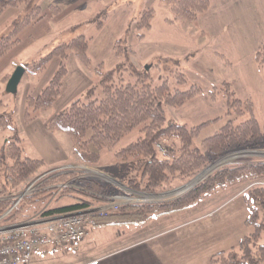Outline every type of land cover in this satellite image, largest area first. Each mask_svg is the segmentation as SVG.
Segmentation results:
<instances>
[{
  "label": "trees",
  "instance_id": "obj_1",
  "mask_svg": "<svg viewBox=\"0 0 264 264\" xmlns=\"http://www.w3.org/2000/svg\"><path fill=\"white\" fill-rule=\"evenodd\" d=\"M160 1L168 6L174 21L195 22L210 5L209 0ZM10 8L19 9V13L8 32L0 37V60L18 45V35L24 29L45 15L42 0H0V17ZM104 9L101 12L105 13ZM49 10L52 16L60 12V8L55 5H50ZM152 16L151 8L145 10L138 29H148ZM103 22L97 23L99 28ZM90 42L91 38L80 35L58 44L39 60L24 64L26 72L42 74L53 59L60 61L40 93L37 96L31 93L27 95L25 123L34 121L39 111L52 108L61 96L71 54L85 70L93 74V84L67 108L53 115L45 125L50 133L66 134L75 154L83 163L91 166L97 164L102 150H113L126 133L142 125L140 138L116 151L115 158L118 164L125 162L131 167L130 175L124 181L128 189L158 193L165 191L166 186L176 188L189 182L212 162L228 153L264 149V135L254 116L253 102L236 97L231 83L224 81L209 92L212 99L221 97L226 101V120L215 133L197 143L201 130L220 119L187 126L166 118L165 108H179L202 93V88L193 83L184 89L189 81L178 60L158 57L153 66L163 70L160 63H164L165 66L170 64L171 69L166 74L161 73V83H155L150 70L134 64V51L127 44V35L115 42L114 53L118 62L109 70L103 65L92 66L88 55ZM255 59L264 76V42L256 52ZM171 76L176 78L175 87L170 86ZM0 106H3L1 100ZM12 113L0 112V130L11 132L7 143L0 148V227L24 223L36 216L50 219L89 212L111 203L116 193L122 192L73 171L48 179L36 192L9 211L16 192L46 168L43 159L24 156L20 146L22 134ZM244 183L249 184L242 194L248 208L244 223L252 231L242 237L237 246L213 254L209 263L264 264V161L225 164L208 173L187 193L169 201L129 203L117 210H109L106 215L91 213L85 217L96 226L144 224L154 217L186 210L218 188ZM63 197L73 200L54 208L45 206Z\"/></svg>",
  "mask_w": 264,
  "mask_h": 264
},
{
  "label": "crops",
  "instance_id": "obj_2",
  "mask_svg": "<svg viewBox=\"0 0 264 264\" xmlns=\"http://www.w3.org/2000/svg\"><path fill=\"white\" fill-rule=\"evenodd\" d=\"M115 1L68 0L65 7H60V12L56 16H52L49 9H43L44 17L27 28H37L36 36L41 38L47 36L64 21H69L72 25L71 19L75 16L89 12L93 14L97 11L94 9L95 6H110ZM209 1V8L200 14L195 22L174 21L168 6L159 1L160 5L154 9L150 27L140 32L141 37L139 29L132 30L129 27L131 33H126V29H129L128 22L136 17L134 10L130 7L120 9L117 13L114 10L113 16L116 17H113V23L115 26L110 30L116 28L118 33L111 34L110 37L106 35L100 43L90 42L88 51L93 67L103 65L105 69H112L118 62L114 53V41L119 35L125 33L127 44L134 51L132 60L138 67L143 66L144 62L153 63L157 54L179 62L189 57L190 63L187 66L181 64V68L189 67L198 77H206L203 81H196V85L202 88V93L179 108H168L165 114L169 121L187 126H198L220 119L204 127L200 136L203 134L211 136L225 123V115L228 111L226 101L221 97L212 99L209 95L213 87L224 81L232 84L241 100L250 99L255 106L256 101L252 96L255 92L259 95V102L262 105L264 103V76L255 59L256 52L264 42V0ZM156 11L161 13L157 21L154 18ZM28 37L30 40L33 39L32 35ZM106 39L110 40L105 41ZM20 43L21 39H19V44L13 48L14 50L12 49V54H17ZM105 45L109 54V62L100 54L101 47ZM194 52H196L195 59L191 56ZM92 53H95L96 59L91 56ZM8 56L9 54L5 61L0 63L2 71H7L9 63L14 58L13 56L8 58ZM59 62V59H53L44 73L39 75L36 73L35 76L26 72L27 68L20 64L26 69L23 75L25 80L22 78L20 83V85L23 83L24 107L27 95L31 93L37 96L40 93L57 69ZM72 66L76 70L72 77L73 85L68 89L72 76L70 71L64 82L61 96L49 109L50 115L44 119L38 117L31 123L24 122L25 126H30L26 133L27 137L24 136V138L30 142L32 150L38 153L46 163V168L41 173L50 168L81 163L72 144H68L67 141L65 146L60 145V142L66 140L63 132L50 133L45 128L46 122L53 115L67 108L94 82L93 74L85 70L73 54L69 58V67ZM12 73V71L5 73V75L8 74L7 80ZM65 89L68 90L66 95H64ZM68 94L70 96L65 97ZM53 109L54 112H52ZM21 134L25 135L24 131H21ZM116 164L118 163L115 159V166ZM112 170L110 174L116 176ZM120 186L123 191L117 192L116 196H131L132 190L124 184ZM248 187L249 184L246 187L242 186L239 193L243 194ZM108 205L110 203L104 206ZM186 210L154 217L144 224H139L140 227H134V225L96 226L89 221L83 239L69 242L59 249L52 245L41 246L26 264H209L213 254L217 251H226L229 246L234 247L238 239H241L238 235L232 238L226 246L224 241L221 242L218 248L213 246L214 243L209 234V240L205 241L203 231L178 228L184 227L185 223L193 222L192 216L178 215ZM185 217H188V220ZM184 218L186 222L182 224L180 221H184Z\"/></svg>",
  "mask_w": 264,
  "mask_h": 264
},
{
  "label": "rangeland",
  "instance_id": "obj_3",
  "mask_svg": "<svg viewBox=\"0 0 264 264\" xmlns=\"http://www.w3.org/2000/svg\"><path fill=\"white\" fill-rule=\"evenodd\" d=\"M159 1L160 0H116L115 3L110 6H106V7L95 6L96 8L94 7V9H96L97 11L94 12L93 14L89 12V13L79 14L75 16L74 18L71 19V22H73L72 25L69 24V21L68 22L64 21L60 25H57L56 28L51 33H49L47 36H42L41 38L37 37L36 32H35L37 28H34V27L25 28L18 35V39H21V43H20L21 46L20 47L18 46L19 48L17 47L19 49L17 51V54L11 53L14 49L9 51L8 58L11 56H13L14 58L12 59L11 63H9L7 71L0 70L1 72L0 73V100L3 102V106H0V112L1 113L13 112L12 114L16 121L17 127L20 129V132L24 131L25 135H22L23 139L20 142V146L23 149L24 156L30 157V158H40L39 154L35 153L30 147V142H28L26 138H24V136L27 137L26 133L30 129V126H25L24 118H23L24 117V108H23L24 98H23V90H22L23 83L19 86L20 90L18 93L9 92L7 89L8 74L5 75V73L9 71L14 72L18 66H21L20 64L24 65L26 63H31L33 61L39 60L40 58L46 56L58 44H61L62 42L68 41L77 36L85 35L87 38H91V42L98 41L100 43L102 38H104L106 35H108L109 37L111 36V34L116 35L118 33L116 28L110 30L111 27L115 26L113 23L114 18L116 17V16H113L114 10L117 13L120 9H123L125 7L132 8L134 10V14L136 17L132 20L130 19V21L128 22V28L131 27L132 30L134 29L136 30L138 29V26H139L138 23L144 11L151 8L154 14V9H156L155 7H158L160 5L161 1L160 2ZM67 2L68 0H42L43 9H49L50 5H55L59 8L62 6L65 7V4ZM103 8H105L104 9L105 13L101 12ZM18 13H19V9L10 8V9H7L2 14V16L0 17V37L8 32L9 26L13 23V20L18 16ZM160 15L161 13L159 11L158 12L156 11L155 16H154L156 21L160 18ZM99 21H104L102 27L100 28L98 27V24H97ZM80 23H83V24H80ZM77 24L78 25L80 24V25L76 26ZM110 31L112 33H110ZM138 31L139 33L140 32L142 33L144 30L139 29ZM127 32L128 34L131 33L130 28ZM29 35H32L33 39L30 40L28 37ZM124 35L123 33L119 35V37H117L114 42H116L118 38L119 39L122 38ZM108 40L110 39H106L105 41H108ZM101 50H102L100 52L101 56L103 58H106L105 60L109 62V54L106 49V45L102 46ZM8 54H6L0 60V63H2L3 60L5 61L6 56ZM92 54L91 56H93V58L96 59L94 55L95 53L93 55ZM164 56L165 55L157 54L154 60L156 61L158 57H164ZM191 56L195 59L196 52H194V54ZM153 63L150 61L144 62L143 66H140V68H145L146 70H150V73H151V76L154 82L161 83L163 80L160 77L161 73L166 74L167 72H170L171 65L169 64L168 66H165L164 63L162 64L160 63V65L164 68L162 70L161 68L157 66H153ZM189 63L190 62H189V57H188V59H184L182 60V62H179L178 64L181 67V64L182 65L184 64L187 66V64ZM174 67H177V66L174 65ZM68 69H69L68 75L70 74V71L72 75L70 79L71 84L68 87L69 89L73 85L72 81L74 79L72 77L76 73V70L73 66L71 68L69 67V60H68ZM183 70H185L184 73L189 81V84L186 85L184 89H187L189 85L192 83L197 84L196 81H203V79H206V77H198L195 72L189 69V67H186V69H183ZM32 75L35 76L37 74L35 73ZM68 75L66 76V78L68 77ZM30 77L32 78V76ZM38 77L39 76H37V78ZM66 78L64 79V82ZM23 80H25V77L23 78ZM169 83L171 87H175L176 78L174 76H171ZM67 91L68 90L65 89L64 95H66ZM99 92H100V89H99ZM234 92H235V96L238 97L236 90ZM81 94L78 96L80 97ZM252 94H253L252 95L253 99L256 101L255 106L253 103L254 116L257 119L261 127L262 133L264 135V103L262 105L261 102H259L258 94H256L255 92H253ZM69 96L70 94H68L65 97H69ZM64 106L66 105L64 104ZM166 110H168V108H165V111ZM54 111L55 110L53 109L52 112ZM50 113H51L50 110L39 111L37 113L36 119L38 117L40 119H44L46 116H49ZM141 128H142V125L126 133L119 140V142L116 144L113 150H107V149L102 150L100 152V161L97 164L91 166V165H87L83 163L80 160L81 163L79 164L74 163L70 165H63V166L50 168L44 171L43 173V174L45 173L49 174L48 176L45 177V179H48V178L50 179L58 175L67 174V173L75 171L84 176H89L99 181H102L103 183L112 186L113 189L117 188L123 191L120 185H123L124 180H126L127 177L130 175L131 167L128 163H120V164H116L117 166H115V159H116L115 152L127 146L128 144L135 142L137 139H139L140 136L142 135ZM63 135L64 137H66L65 138L66 140L60 142V145L65 146V143H67V141H68V144L70 143L71 145V142L68 136L66 134H63ZM10 136H11V132L9 130H0V148L7 143ZM204 136L207 137L209 135L203 134L199 136L196 142L199 143ZM160 154H161V151H160ZM249 160L250 161H264V149H247V150H242V151H237V152H231V153H228L227 155L222 156L220 159L212 162L204 170L198 173L192 180H190V181L195 180L194 185L192 187L188 185V183L190 182L189 181L185 184L177 186L176 188H172L171 186H166V188L164 189L165 191H161L158 193L142 194V192H140L139 194V191L138 192L135 191L131 194L130 197L134 199L133 203L169 201L179 196H182L183 194L193 189L196 185H198L206 177L208 173L216 170L218 167H221L225 164H230L235 161H249ZM112 162H114V164H112ZM111 170L112 172L113 171L115 172L116 176L113 174L112 175L110 174ZM49 171H53L54 173H50ZM39 174H42V173H38V175ZM247 185L248 183L230 184L229 186L218 188L217 190H215L216 192L213 195L203 198L202 200L198 201L195 204V206H192L189 210H186L178 214L179 216L187 215L188 217L190 216L193 217L191 219L193 222L185 223L184 227H178V228L203 231L205 233L204 237H206L204 238V240L205 241L209 240L208 239L209 237L208 234H209L210 237L212 238V242L214 243L213 246H217L218 248H220V244L223 241L225 242V246H226L227 243L232 238L238 235L241 236L242 238L245 235L249 234L252 231V228L247 227L244 223L245 219L248 216V208L245 205V202L242 198V195H241L242 192L239 193L242 190V186L246 187ZM26 186L21 188L18 192H16V194L24 191ZM72 200L73 199H71L70 197H63L56 201L53 200L52 202H48L45 206L49 208H54L57 206H63L65 204H68ZM95 209H92L90 211H97ZM185 218H184V221H180L182 224L186 222ZM39 219H43V218H38V216H36V218L34 217L30 221L39 220ZM177 223H179V221H177ZM134 227H140V225L139 226L134 225ZM239 241L240 239H238L235 246L238 245ZM230 248L232 247L229 246L227 247L226 250Z\"/></svg>",
  "mask_w": 264,
  "mask_h": 264
},
{
  "label": "built area",
  "instance_id": "obj_4",
  "mask_svg": "<svg viewBox=\"0 0 264 264\" xmlns=\"http://www.w3.org/2000/svg\"><path fill=\"white\" fill-rule=\"evenodd\" d=\"M43 173L32 179L24 191L15 194L9 211L17 207L25 197L36 192L38 187L49 179H45L49 174ZM133 202L134 199L130 196H116L110 205L102 207L98 213L106 215L109 210H117L121 205ZM21 225L23 226L10 229L0 227V264H26L41 246L52 245L59 249L69 242L83 239L86 235L87 219L81 214H70L50 221L41 223L33 221Z\"/></svg>",
  "mask_w": 264,
  "mask_h": 264
},
{
  "label": "water",
  "instance_id": "obj_5",
  "mask_svg": "<svg viewBox=\"0 0 264 264\" xmlns=\"http://www.w3.org/2000/svg\"><path fill=\"white\" fill-rule=\"evenodd\" d=\"M25 71H26V69L22 65L18 66L15 69V71L12 73V75L10 76V78L8 80V83H7V89H8L9 92L17 93L18 87H19V85L21 83V80L23 78V75H24ZM193 182L194 181H190L188 183V185H192ZM152 195H154V194H152ZM85 213H87V212H85ZM85 213L84 212H78V213H74V214H85ZM64 216H67V215H62V216H58V217H54V218L46 219V220H38V221H35L34 223H41V222H45V221H50V220L61 218V217H64ZM16 226H23V225H15V226L6 227V228L10 229V228H14Z\"/></svg>",
  "mask_w": 264,
  "mask_h": 264
}]
</instances>
